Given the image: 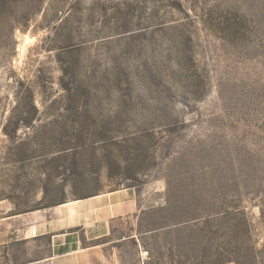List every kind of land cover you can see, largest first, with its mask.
Segmentation results:
<instances>
[{
	"label": "rangeland",
	"instance_id": "obj_1",
	"mask_svg": "<svg viewBox=\"0 0 264 264\" xmlns=\"http://www.w3.org/2000/svg\"><path fill=\"white\" fill-rule=\"evenodd\" d=\"M71 183L143 193L123 264H264V0H0V200Z\"/></svg>",
	"mask_w": 264,
	"mask_h": 264
},
{
	"label": "crops",
	"instance_id": "obj_2",
	"mask_svg": "<svg viewBox=\"0 0 264 264\" xmlns=\"http://www.w3.org/2000/svg\"><path fill=\"white\" fill-rule=\"evenodd\" d=\"M74 186L66 184L58 200L22 210L0 200L1 264H123L128 244L141 253L143 193L124 186L76 194Z\"/></svg>",
	"mask_w": 264,
	"mask_h": 264
}]
</instances>
